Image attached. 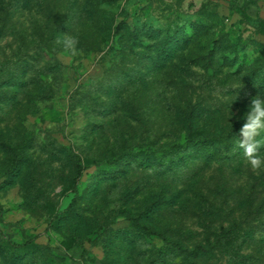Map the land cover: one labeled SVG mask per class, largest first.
Returning a JSON list of instances; mask_svg holds the SVG:
<instances>
[{"label":"rangeland","instance_id":"obj_1","mask_svg":"<svg viewBox=\"0 0 264 264\" xmlns=\"http://www.w3.org/2000/svg\"><path fill=\"white\" fill-rule=\"evenodd\" d=\"M86 2L5 0L0 10V82L24 81L0 88V133L28 140L13 153L29 162L15 176L0 147V264H185L165 240L202 246L198 264H264V168L234 149L214 161H145L185 141L176 104L224 131L264 99V0H107L109 25L71 22L70 6ZM65 34L77 55L56 43ZM167 34L180 41L156 69L153 47ZM228 228L254 239L235 251L217 240Z\"/></svg>","mask_w":264,"mask_h":264},{"label":"trees","instance_id":"obj_2","mask_svg":"<svg viewBox=\"0 0 264 264\" xmlns=\"http://www.w3.org/2000/svg\"><path fill=\"white\" fill-rule=\"evenodd\" d=\"M16 2L24 3V7H26L27 0H15ZM107 0H97L95 3L94 0H87V2L81 6L77 7L74 5L70 6V10L72 11V18L71 22L78 23L84 20L86 23L94 22L100 19L102 20V23L104 26L109 25V22L104 18L103 16V10L100 8V4L102 2H105ZM5 0H0V10L4 8L2 7L4 5ZM70 23V24H73ZM64 24V23H63ZM61 24L57 28L58 34H61L62 38V31H61ZM67 27V24H65L64 28ZM60 29V30H59ZM153 32V38L154 42L156 43L158 40V37L160 36L158 30H152ZM158 32V33H157ZM128 35L130 40H133V42L138 41V45H135L134 48L141 47V33L134 29L133 31H128ZM188 39V37H185ZM62 40V39H61ZM178 39L176 36L172 35L171 37L167 34L163 36V39L157 44V47H153L154 52V64L157 66L156 69H160L165 65L166 61H170L173 58L175 47L178 45ZM177 44V45H176ZM176 45V46H175ZM149 47V46H147ZM130 50H133V48H129ZM139 54V53H138ZM141 54V53H140ZM23 82L21 79H15V78H8L5 80H2L0 82V88H7V87H13L16 89L20 88L23 85ZM7 99H9L8 95L5 94V92L0 91V103L5 102ZM179 104L175 105L176 112L179 114V121L181 123L182 129L185 130V141L183 143H177L173 142L169 146L165 147L162 152L165 155H161L158 153H152V157L145 159L147 162L146 164H156L157 166H161L162 164L168 163V161H173L172 157L177 156V158H182L183 160H187L188 158H195L197 156H202L206 161H214V160H221L224 158H227L230 156L229 152L234 149L236 152L240 153L242 150L239 149L237 145L238 136H239V129L243 125L244 117L240 119V121H236L234 123L229 124V126L224 129V131H221L220 124L216 120H211L206 116V114H202V112L199 110H195L194 107L191 105L183 106L185 107L184 110L180 109L178 107ZM124 109L127 110L129 108L128 103L123 102ZM202 116V123H200ZM214 122V123H213ZM209 123H213V129H210ZM203 127H202V126ZM206 128H209L207 132H205ZM3 134L0 133V147H2L5 152H9V159L10 164L15 165V176H20L23 174L24 166L28 165L27 158L25 156H18L13 153L14 150H24V146L28 143V140L21 139L18 143H14L12 141H5L3 139ZM15 149H14V148ZM161 153V152H160ZM144 162V161H143ZM72 163L74 164V167L76 168L75 177L73 178V185L76 184L81 171L82 167L79 164L78 161H74L72 159ZM171 165V164H170ZM144 229L148 232H151V229L148 227H144ZM221 237H218L217 240H224L225 243H232L230 245V248L237 251L239 248L235 246L240 245L244 240L247 239H254L251 232L244 233L243 235H240L239 232L232 230L231 228L225 229L220 232ZM30 240H27L21 244H15L16 246H28L30 244ZM164 246L169 248V252H175L179 253L182 252L183 259L185 260V264H198V260L200 258H203L205 255L203 247L200 245L195 246L191 250H187V248L181 246L179 242L164 241ZM234 246V248H233ZM164 252V251H162ZM164 253H161L159 256H164ZM229 262L233 259L232 255L229 254ZM173 264V263H169ZM231 264H245L241 259L238 257H234Z\"/></svg>","mask_w":264,"mask_h":264},{"label":"clouds","instance_id":"obj_3","mask_svg":"<svg viewBox=\"0 0 264 264\" xmlns=\"http://www.w3.org/2000/svg\"><path fill=\"white\" fill-rule=\"evenodd\" d=\"M78 42L76 37L68 34H65L62 40L58 38L56 41L57 44H62L64 50L72 55H77L79 52ZM244 121L239 129L237 145L242 150L251 169L258 171L264 168V157L260 154L261 148L264 147V140L258 139L264 134V99H261L259 94L251 98L248 111L244 115Z\"/></svg>","mask_w":264,"mask_h":264}]
</instances>
